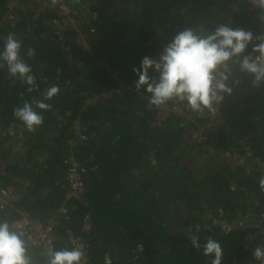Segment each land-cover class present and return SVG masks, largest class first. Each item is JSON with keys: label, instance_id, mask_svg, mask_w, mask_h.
Here are the masks:
<instances>
[{"label": "trees", "instance_id": "16d2710c", "mask_svg": "<svg viewBox=\"0 0 264 264\" xmlns=\"http://www.w3.org/2000/svg\"><path fill=\"white\" fill-rule=\"evenodd\" d=\"M64 8L75 26L57 28L53 21L62 22ZM85 11L95 17L85 18ZM221 23L264 33V6L250 0H0V37L15 34L38 85L27 92L0 68V188L10 191L0 219L12 223L26 212L52 223L57 248L72 247L70 232L85 245L87 264H103L106 253L112 264H211V256L192 247L191 235L201 245L219 241L222 264L250 259L244 239L264 212V84L237 72L239 83L212 112L195 113L175 100L162 111L143 89L135 90L132 72L177 30ZM28 48L32 58L24 56ZM54 84L60 91L47 101L42 125L28 131L14 107ZM9 125L21 129L20 138L2 134ZM69 160L84 168L76 197L68 196ZM219 220L243 225L224 234ZM29 255L42 264L36 246Z\"/></svg>", "mask_w": 264, "mask_h": 264}, {"label": "clouds", "instance_id": "9594fccd", "mask_svg": "<svg viewBox=\"0 0 264 264\" xmlns=\"http://www.w3.org/2000/svg\"><path fill=\"white\" fill-rule=\"evenodd\" d=\"M34 55L32 48L24 53L28 58ZM0 68L24 84L27 92L38 87L32 65L21 56V42L14 33L0 37ZM132 72L136 76L135 90L143 89L153 106L175 100L195 113L211 110L239 83L237 72L248 75L253 85L264 84V33L254 35L251 30L231 27L229 23L218 24L212 30L185 27L177 30L155 57L143 56ZM59 91L58 85L47 87L40 98L14 107V117L25 129L35 131L43 123V112L51 108L47 101ZM259 186L264 190V176L259 179ZM189 239L193 248H202L203 255L211 256V264H222L219 241L208 238L201 245L196 235ZM36 243L21 223L13 225L0 219V264H36L29 255L30 245ZM252 255L264 264V247H255ZM40 257L42 264H87L84 245L57 248L51 239L41 249ZM103 264H112L107 253Z\"/></svg>", "mask_w": 264, "mask_h": 264}, {"label": "built area", "instance_id": "2783aa9c", "mask_svg": "<svg viewBox=\"0 0 264 264\" xmlns=\"http://www.w3.org/2000/svg\"><path fill=\"white\" fill-rule=\"evenodd\" d=\"M250 2L254 6H258V7L264 6V2H262V0H250ZM64 10L66 11L67 14L68 10L66 8H64ZM86 15L95 17L94 13L88 14V11L83 12V16L85 18ZM53 23L57 26V28H61L65 24L75 26L76 19L74 16L67 14V16L64 17L61 23H59L56 20H54ZM156 108L162 109V111H164L166 110V105L156 106ZM210 112H212V109L210 110ZM2 134L20 138L22 132L19 127L14 125H9L5 130H3ZM223 155L225 157H230L233 160L238 159L236 160L237 162L243 161L241 157L237 158L236 156H230L228 152H224ZM69 163L70 165L67 169V178L69 184L68 196L76 197L82 194L83 192V180L81 174L84 172V168L79 167L77 163L71 160H69ZM263 173H264V169H263ZM9 196H10L9 190H7L6 188H0V210L4 209L6 205L9 203V198H10ZM16 223H21L24 226L25 231L36 239L37 243L35 246L39 251H41V249L46 245L48 239H51V241L54 240V231H53L52 223L43 224L38 220H31L26 212H21L20 217L12 221L13 225H15ZM218 224L221 229V232L224 234L230 233L236 226L243 225L241 222L235 223V222H228L226 220H219ZM83 226L85 230L89 229L88 223H85ZM69 242L71 246L77 244L84 245L82 242H80L78 237L73 236L70 232H69ZM263 242H264V212L261 214L260 218L258 219L255 225L254 233L248 232L246 234L243 247L246 250H250L252 254V250L255 247L257 246L263 247ZM240 264H260V261L256 260L252 255L250 259L240 262Z\"/></svg>", "mask_w": 264, "mask_h": 264}, {"label": "rangeland", "instance_id": "374dc122", "mask_svg": "<svg viewBox=\"0 0 264 264\" xmlns=\"http://www.w3.org/2000/svg\"><path fill=\"white\" fill-rule=\"evenodd\" d=\"M202 138H199V140H201Z\"/></svg>", "mask_w": 264, "mask_h": 264}]
</instances>
